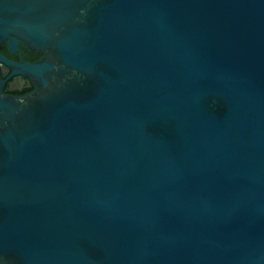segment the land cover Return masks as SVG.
<instances>
[{"label": "water", "instance_id": "95a60500", "mask_svg": "<svg viewBox=\"0 0 264 264\" xmlns=\"http://www.w3.org/2000/svg\"><path fill=\"white\" fill-rule=\"evenodd\" d=\"M0 264H264V0H0Z\"/></svg>", "mask_w": 264, "mask_h": 264}, {"label": "flooded vegetation", "instance_id": "af4514ba", "mask_svg": "<svg viewBox=\"0 0 264 264\" xmlns=\"http://www.w3.org/2000/svg\"><path fill=\"white\" fill-rule=\"evenodd\" d=\"M0 53L8 58L10 61L17 63H30L35 64L40 62L45 54L42 51H33L26 45L20 44L16 54L9 51L7 44H4L0 49ZM2 77L6 81L4 93L10 96H24L32 93L35 90L33 82L22 75L10 77L12 71H9L4 64L0 63Z\"/></svg>", "mask_w": 264, "mask_h": 264}]
</instances>
